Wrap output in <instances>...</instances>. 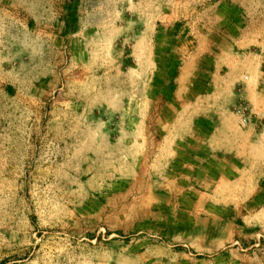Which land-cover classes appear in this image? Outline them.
I'll list each match as a JSON object with an SVG mask.
<instances>
[{"label": "rangeland", "instance_id": "374dc122", "mask_svg": "<svg viewBox=\"0 0 264 264\" xmlns=\"http://www.w3.org/2000/svg\"><path fill=\"white\" fill-rule=\"evenodd\" d=\"M48 2L0 25V264H264V179L204 180L165 150L205 28L247 27L264 94V0ZM242 104L256 158L264 104Z\"/></svg>", "mask_w": 264, "mask_h": 264}, {"label": "crops", "instance_id": "0c3cea01", "mask_svg": "<svg viewBox=\"0 0 264 264\" xmlns=\"http://www.w3.org/2000/svg\"><path fill=\"white\" fill-rule=\"evenodd\" d=\"M48 1L0 0V25L5 27L10 15L21 16L23 11H35L38 16L34 19L41 21L43 18L40 16L47 14L44 6L50 4ZM26 6L35 7L27 9ZM195 42L196 46L183 61L176 80L179 88L174 92L172 101L175 98L181 101V113L186 114L188 124L181 128L167 127L170 133L178 129L183 133L182 136L172 135L173 141L166 142V153L172 157L169 163L191 173L205 172L210 176L203 179L208 181L226 179L220 177L221 167L226 173H236V179L239 176L241 180L248 179L253 174L264 179V167H254L264 166V148L254 158L252 140H239L242 137L249 138L251 134L236 125L238 120L229 108L237 97L243 98L258 110L264 104V94L258 89L262 78L259 77V56L251 48L258 41L245 27L240 29L236 38L227 29L205 28L197 34ZM205 59L210 60L211 70L201 76L199 69ZM247 73L251 78L246 83L245 80L249 78L244 75ZM253 75L256 79H253ZM197 85L202 86L198 91L195 90ZM237 91H240V95L236 94ZM258 144L264 145L260 142Z\"/></svg>", "mask_w": 264, "mask_h": 264}, {"label": "built area", "instance_id": "2783aa9c", "mask_svg": "<svg viewBox=\"0 0 264 264\" xmlns=\"http://www.w3.org/2000/svg\"><path fill=\"white\" fill-rule=\"evenodd\" d=\"M235 115L238 118L239 124L242 127H247L251 124L253 114L248 105L242 104L235 109Z\"/></svg>", "mask_w": 264, "mask_h": 264}]
</instances>
